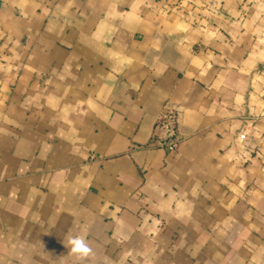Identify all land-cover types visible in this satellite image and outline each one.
Instances as JSON below:
<instances>
[{
	"label": "crops",
	"instance_id": "crops-1",
	"mask_svg": "<svg viewBox=\"0 0 264 264\" xmlns=\"http://www.w3.org/2000/svg\"><path fill=\"white\" fill-rule=\"evenodd\" d=\"M69 235L264 264V0H0V264H76Z\"/></svg>",
	"mask_w": 264,
	"mask_h": 264
},
{
	"label": "built area",
	"instance_id": "built-area-1",
	"mask_svg": "<svg viewBox=\"0 0 264 264\" xmlns=\"http://www.w3.org/2000/svg\"><path fill=\"white\" fill-rule=\"evenodd\" d=\"M157 131L163 135V138L160 140V144L163 147L170 151H174L179 147L180 138L176 130V112L173 106L168 104L158 119ZM240 138L242 140L247 138L246 131L240 134Z\"/></svg>",
	"mask_w": 264,
	"mask_h": 264
},
{
	"label": "clouds",
	"instance_id": "clouds-1",
	"mask_svg": "<svg viewBox=\"0 0 264 264\" xmlns=\"http://www.w3.org/2000/svg\"><path fill=\"white\" fill-rule=\"evenodd\" d=\"M69 253L75 257L76 264H85L95 257V252L84 235H69L66 239Z\"/></svg>",
	"mask_w": 264,
	"mask_h": 264
}]
</instances>
